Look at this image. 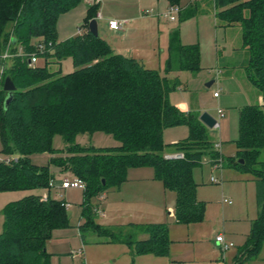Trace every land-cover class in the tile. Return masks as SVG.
I'll list each match as a JSON object with an SVG mask.
<instances>
[{
  "label": "trees",
  "instance_id": "1",
  "mask_svg": "<svg viewBox=\"0 0 264 264\" xmlns=\"http://www.w3.org/2000/svg\"><path fill=\"white\" fill-rule=\"evenodd\" d=\"M83 1L0 0V52L9 40L14 55L20 49L24 53L11 59L3 75V82L10 77L16 86L8 108V93L4 85L0 87L3 151L17 154L9 162L0 161V193L50 189L54 176L48 168L33 164L31 157L53 153L52 142L59 135L65 142L66 155L51 163L85 183L82 206L87 222L111 241L127 244L133 256H167L171 241L166 224L143 227L146 240L123 239L122 232L93 225L92 199L120 187L126 182L129 169L152 167L156 179L176 194V222H202L206 208L198 200L193 171L205 155L211 157L213 164L221 155L199 115L186 114L169 102L174 85L138 59L116 54L104 39L90 32L89 24L98 15V3L88 9L80 27L83 34L58 41L59 17ZM168 2L170 6H180L181 0ZM214 2L216 17L225 27L241 28L243 47L249 55L247 78L263 97L262 105H248L240 110L238 151L229 158V166L250 173L264 185V161L260 160L264 151V0ZM40 43L47 50L44 55L48 61L43 68L31 66L28 56L37 52ZM170 50V64L193 72L200 70L198 46L173 45ZM68 57L72 58L74 71L62 75L60 65ZM180 125L189 126L190 137L165 145L164 131ZM99 132L112 136L119 144L95 148L83 147L76 141L79 135ZM170 146L185 158L167 159L165 151ZM65 203L35 194L9 203L3 209L0 264H49L47 243L55 230L69 226ZM263 243L264 191L259 218L247 241L245 260L257 256Z\"/></svg>",
  "mask_w": 264,
  "mask_h": 264
},
{
  "label": "rangeland",
  "instance_id": "2",
  "mask_svg": "<svg viewBox=\"0 0 264 264\" xmlns=\"http://www.w3.org/2000/svg\"><path fill=\"white\" fill-rule=\"evenodd\" d=\"M94 1L96 0H84L76 8L59 17V42H65L70 39L71 37L69 38V34L71 32H76V34L79 32L78 27L83 25V21L88 15V6L94 3ZM214 1L215 0H181L180 9H182L183 12L181 11V14L176 15L175 22L162 18L163 26L160 33L157 31L156 25L150 28L141 25V30H138L137 33L132 36L131 40L133 41L130 43V47L134 46L137 50L142 52L145 58H147L148 62L146 64L149 69L159 72L162 77H165L169 83L175 86V89L169 96V102L173 106L186 114H191V112L196 115L199 113L201 115L203 113H208L220 125L219 130H209L211 137L213 138L214 136L218 144L221 145L223 143L222 151L221 148L219 149L224 156H227L225 157L226 162L223 164V168H217L213 164L211 157L205 155L201 164L196 166L193 171V179L197 184L198 200L202 202L206 208L204 220L192 224L189 228V234L186 230L187 228L176 225V217L172 215V211L169 210V206H176V194L170 190H166V194L163 197L164 206L161 210H158L159 216L163 215V221L160 224H166L168 226V232H172L169 237L172 235L176 241H179V244H177L179 253L187 255L186 253L191 249L193 255L196 256L197 264H211L216 260L219 261V264H226L229 255L235 252L236 249L241 248V250L244 251L245 244L241 245L235 240L228 241L227 235H229L230 232H236L235 237L239 241L243 235L241 230L245 226L250 225L251 230L253 229L255 222L259 218L262 191H264L263 184L258 181H249L251 177L250 173L236 170L233 165L229 166V155H232L235 151L236 142L238 140L236 137V135L238 136L237 112L231 109L229 113L227 112L228 109L225 111L226 117L224 119L219 118V104L213 96L215 90L217 92L219 91L216 82L219 76V70L226 75H230L228 79L239 86L242 78L246 81L243 72L237 70V68L235 69L240 56L239 50L243 44L242 31L239 28L222 27L223 22L215 16L216 9ZM108 9L112 12L116 10L113 6L108 7ZM146 11H154V15H150V17H157L159 14L167 13L168 8H166L165 11H157L154 7L148 8ZM97 22L99 37L108 41L109 37L107 36L109 35L105 33L106 24L99 18H97ZM143 37H146V40H143ZM0 41L3 43V38H1ZM7 43L6 48L8 49V47H10V49H12L13 44H10L9 40ZM173 45L175 47L178 45L198 46L201 52L200 70L198 72H193L180 68L175 63L173 65L170 64V49ZM38 61L39 63L36 65L38 67L43 68L47 65V57L45 55L38 56ZM223 65H225V67H223ZM73 68L72 58H66L63 60L61 66L62 75L73 72ZM222 80H224V78ZM211 83L212 85L208 87ZM221 87L223 88V97L230 94L231 91L225 83L221 82ZM236 92L237 90H232L233 94ZM233 97L236 99L238 95ZM230 102H235V100L233 101L232 98H230ZM183 106L185 108H182ZM193 109L195 111H192ZM224 122H226L225 136ZM165 131L163 140L165 145L168 146L181 143L190 137V128L188 125L168 128ZM76 141L83 147L92 146L95 148H110L119 144L112 136L100 132L94 135H79ZM172 147L173 146L168 147L166 152H174L175 150L172 149ZM52 148L54 151L53 153L32 155L31 159L33 164L39 168H48L50 173L55 177L54 180L57 179L61 181L65 177L73 178L71 173H61V170L51 163L52 159L62 158L66 155L64 152L65 142L61 136L57 135L54 137ZM16 157L17 154L4 153L0 137V161L15 159ZM260 160L264 161V151L261 154ZM134 171L135 172H131L130 175V184L125 186L123 191L126 193H124L125 196L135 199V207H133V211L130 209V213L124 214V216L119 218V221L115 222L112 215L109 217L108 210L109 200L112 198V195L117 194L115 188H111L108 192H105L104 195L100 196V198H94L91 201L95 223H100L103 227L106 226L107 223H134L131 226H126L125 229H116L117 232L121 230L123 239L128 238L133 241L136 240V235L142 232V228L147 225L145 223L149 221V219L146 218L148 214H150L151 205L149 201L151 199L152 189H154L151 181L143 179L144 173L147 170L137 169ZM140 171L143 172L140 173ZM212 180L216 182L213 183ZM31 194L41 196L51 195L60 200H65V202L70 205L68 207L69 226L63 229L68 232L69 237H76L78 239V247L76 250H72L71 255L68 256L64 255L66 254L65 251L59 249L56 251L57 255H55L52 261L55 264H73L74 260H72V257L79 252V248L81 247V239L78 236L79 231L77 230L76 223L79 221L80 209L83 208H81V206L85 199L84 190L81 188L64 190L61 187L58 190L51 187L50 189H37L32 191H13L6 194L8 197H12L8 204L19 201ZM224 199L232 201V205L222 204ZM158 211L156 212L158 213ZM102 214H105L107 217H103ZM129 214L132 215L130 216L132 219H126L128 218L126 216ZM3 224L4 216L3 211L0 209V233L3 231ZM237 226L238 230L233 231V227ZM218 233L225 235L226 240L232 242L235 247L223 253L221 247L216 242ZM84 238L86 239L85 250L87 252L85 256L89 264H124L126 261H131L130 264H138L137 260H135V262L132 261L131 256L123 251L126 249L124 246L115 244L108 245L104 243V241L107 240L104 236L85 232ZM70 242L74 244L73 239H71ZM57 247L59 248V246ZM241 254H243L242 251ZM77 257L75 263L82 264L84 260L78 255ZM140 257L141 258L137 257V259H143L142 257L144 256ZM115 258L116 262L113 260ZM185 258L188 259L187 257Z\"/></svg>",
  "mask_w": 264,
  "mask_h": 264
},
{
  "label": "crops",
  "instance_id": "3",
  "mask_svg": "<svg viewBox=\"0 0 264 264\" xmlns=\"http://www.w3.org/2000/svg\"><path fill=\"white\" fill-rule=\"evenodd\" d=\"M98 3L99 4V10H98V15H101V18H99L100 20H102L105 24H106V29H105V33L109 36V40H105L110 47L113 49V51L116 54H121L124 55L126 57H132V58H136L139 61H141L146 67H147V58H145L142 55V52L137 50L134 46L130 47V43L133 41L132 36L135 35V33H137V31L141 30V25L145 26L146 28H150L153 27L154 25H156L157 27V31L160 33L162 26H163V21L162 18L167 19L163 16V14H159L157 17H150V15H154V11L152 14H145V11L148 8H156L157 11H165L166 8L170 7V4L168 2V0H96L94 1V3ZM115 7V11H109L108 7ZM90 5L88 6L89 9ZM180 7V6H179ZM181 8V7H180ZM186 10V9H184ZM88 11V10H87ZM181 11L183 12L182 9H180V13ZM216 16V15H215ZM98 18V16H97ZM96 18V20H97ZM217 18V17H216ZM120 20V21H127V23L125 25L122 26V28L120 30H112L109 28V21L110 20ZM128 19V20H127ZM169 20V19H167ZM171 21V20H169ZM175 22V21H172ZM84 23V21H83ZM81 26L78 27V29H80ZM223 28H239L240 27H225L224 25H222ZM57 31H58V39H60V33H59V29H58V23H57ZM242 31V30H241ZM105 34V35H106ZM69 38H73L76 35H78V33L76 34V32H71L69 34ZM141 35V33H140ZM130 39V40H129ZM143 40H146V37H143ZM59 41V40H58ZM243 42V40H242ZM7 48H3V51L0 52V70L1 69H7L10 64H11V59H5L4 58V54L6 52ZM240 52V56H239V60L237 63V66L235 67V69L237 68V70H241L243 72V76L245 78L246 81H244V79L242 78L241 84L240 86L238 84H235L234 82H231V80L228 79V77L230 75H226L224 72H222L221 70H219V76L216 79L217 82V86H218V90H219V97H214L215 100L218 101L219 104V110H222L224 113V117H222V119H224L226 117V113L225 111L229 112L231 109L236 110L237 114V125H238V136L236 135L237 138H239V116H240V110L248 105H262L263 104V97L261 95V93L255 89L250 82L248 81L247 78V73L245 70V67L248 65V60H249V55L246 49H244L243 44L242 47L239 50ZM48 61V59H47ZM39 63V61H38ZM201 64V62H200ZM62 64L60 65L61 68ZM59 66H54L53 68H58ZM223 67H225V65H223ZM231 67V66H228ZM227 67V68H228ZM148 68V67H147ZM74 69V68H73ZM224 78V80H222ZM221 82L225 83L229 90L231 91L230 94L225 95L224 97L222 96V92H223V88L221 87ZM213 83V82H212ZM249 84V85H248ZM212 85V84H211ZM210 87V86H208ZM245 88V89H243ZM232 90H237V92L235 94L232 93ZM214 92H217L216 90ZM256 92V93H255ZM235 95H238V97L235 99ZM230 98H232V100L235 102H230ZM182 108H185L184 106ZM192 111H195L194 109ZM192 113V112H191ZM230 113V112H229ZM199 118L201 116V114L199 113ZM235 122V121H234ZM224 136L226 135V122H224ZM219 130V129H217ZM166 132V131H165ZM215 132V131H214ZM212 140L214 141L215 145H217V141L215 140L214 136L212 138ZM118 145V144H117ZM222 147H223V143L221 144V151H222ZM172 149H174L172 147ZM221 151H219L220 155L222 156L223 159H225L224 156ZM238 149L235 147V151L233 152L232 155H229L231 158L236 156ZM177 151L175 150L174 152H166V155L169 154H176ZM228 156V157H229ZM229 157V158H230ZM147 170L144 174V180H149L151 181V183L154 186V189H152L151 192V199L149 201L150 205H151V209H150V214H148L146 219H149V221L145 224L147 225H157L160 224L163 220L162 217L163 215L159 216V211L161 210V208H163L164 203H163V197L166 194V188L164 187L162 181L156 179L155 177V170L152 167H142V168H132L129 169L128 174H127V180L126 182H124L120 187L115 188L117 191V194L112 195V198L109 200L108 203V210H109V217L112 215V218L114 219L115 222L119 221L118 219L121 218L122 216H124V214H128L131 212V210L133 211V207H135V199L130 198L129 196H125L124 195V189L125 186H128L130 184L131 181V172H135L134 170ZM151 170V171H150ZM143 171H140V173H142ZM64 173V172H61ZM67 174V173H65ZM137 174V171H136ZM147 176V177H145ZM67 178V177H65ZM63 178V179H65ZM55 179V177H54ZM52 180V184L51 187L52 188H56V189H60V185L61 182L63 181V179L60 180ZM256 181L257 180L251 175L250 180L249 181ZM162 184V185H160ZM161 186V187H160ZM163 186V187H162ZM163 188V189H162ZM111 189V188H110ZM109 189V190H110ZM68 190V189H67ZM105 192H108L105 191ZM102 193L99 196H97L96 198H100V196L105 194ZM10 192H1L0 193V209L3 211V208L8 205V202L11 201L12 197H8L6 194H8ZM126 194V193H125ZM155 194V195H154ZM50 197H52L51 195H49ZM44 198H47L48 196H42ZM155 197V198H154ZM55 199L60 200L59 198L56 197H52ZM4 201V202H3ZM60 201H64L65 200H60ZM67 203V202H66ZM176 204V203H175ZM223 204V201H222ZM227 205V204H224ZM83 206H81L82 208ZM131 209V210H130ZM81 211L80 216H79V221L78 223H76L77 225V230L78 232V236L81 239V247L79 248L83 253L77 254L78 256H80V258H82L84 261L82 264H89L86 258V250H85V238H84V233L88 232L91 234H99L100 231L96 230L94 227H92L90 225V223L87 222L86 217L83 215V208L80 209ZM169 210H171L172 215H175V206H169ZM158 211V213L156 212ZM103 217H107L105 214H102ZM131 214H129L128 218L126 219H132ZM94 218V217H93ZM111 218V219H112ZM125 219V218H124ZM145 221V220H144ZM176 221V220H175ZM95 222V221H94ZM71 224V223H70ZM87 224V225H86ZM134 223H107L106 226L103 227V225H101L100 223H93V225L95 226H99L102 229H108V230H116L118 228H123L125 229L126 226H131ZM144 226V227H147ZM176 225L178 226H183L184 228H187V232L188 234L190 233V225H181L176 223ZM236 226V225H235ZM120 230V229H119ZM238 230V226L237 227H233V231ZM251 226H245L241 232L243 233V235L241 236L240 240L238 241L237 238L235 237V233L230 232L229 235H227V240L229 241H237L238 243L245 244L246 246H244V251L241 250V248L236 249L235 252H232L229 257H228V262L226 264H264V243L262 245V248L260 250V253L253 257L250 258L248 260H245L246 255V248H247V241L249 238V235L251 233ZM118 232H121L118 231ZM171 232V231H170ZM169 233L172 234V232ZM102 236V234H99ZM218 235H220L218 233ZM52 239L47 243V252L50 255L49 257V264H55L52 260H54L55 255H57V252L59 249H62L61 251H65L66 254L64 255H71V251L72 250H76L78 247V239L76 237H69L68 232L65 229H58L55 230L53 232L52 235ZM106 237V236H104ZM189 237V235H188ZM107 240L104 241V243L106 244H115V245H122L124 246L126 249L123 250L125 253H128L127 255H130L132 258V261L135 262V260L138 261V264H197L196 263V256L193 255V251H191V249L189 250L188 253H186L187 255H183L179 253V248L178 245L179 241H176L175 238L169 237L170 241H171V245H170V250H169V254L167 256H157L154 254H147V255H140V256H144L142 257L143 259H137L141 258L140 256H133L130 247L127 244L121 243V242H113L111 241L108 237H106ZM73 239V243L72 244L70 242V240ZM137 241H143L148 239V235L144 232V230H142V232H139L138 235H136L135 238ZM103 242V241H102ZM126 245V246H125ZM59 246V248L57 247ZM235 247V246H234ZM233 247V248H234ZM79 250V251H80ZM241 251L243 252V254H241ZM77 255L75 257H72L74 260L73 264L75 263V260L77 257ZM85 256V257H84ZM155 256V257H152ZM185 257H187L188 259H186ZM154 258V259H151ZM116 262V258L113 259ZM211 260V259H210ZM209 260V261H210ZM194 262V263H193ZM131 261H126L124 264H130ZM63 264V263H61ZM211 264H219V261H213Z\"/></svg>",
  "mask_w": 264,
  "mask_h": 264
},
{
  "label": "built area",
  "instance_id": "4",
  "mask_svg": "<svg viewBox=\"0 0 264 264\" xmlns=\"http://www.w3.org/2000/svg\"><path fill=\"white\" fill-rule=\"evenodd\" d=\"M92 4H96L95 3H92ZM153 11H146L145 14H152ZM180 13V7L179 6H170L168 8V11L167 13H164L163 16L171 21H176V15ZM98 18H101V15H97ZM127 23V21L123 20V21H118V20H110L109 21V28L112 29V30H120L122 28L123 25H125ZM84 30L83 29H79V32L78 34H83ZM37 52H33L31 54H29V64L31 66H36L38 64V56L40 55H44L47 50H46V45L44 43H40L38 44L37 46ZM19 56H23L24 53H23V50L20 49L19 53L17 54ZM17 55H14L12 53V49H10V47H8V49L6 50L5 54H4V58L5 59H12L13 57L17 56ZM4 72H5V69H1L0 70V87L4 85V82H3V75H4ZM214 97H219V91L218 92H215L214 93ZM219 114V118H222L224 117V113L222 110H219L218 112ZM220 125L219 123L217 122L216 125H215V128L214 129H219ZM221 148V145L220 144H217L215 145V149L219 152V149ZM167 159H177V160H181V159H184L185 156L184 154L182 153H176V154H169L166 156ZM6 162H9V160H6ZM223 158L220 157L217 161H215L214 165L217 167V168H223ZM213 183H215L216 181L215 180H212ZM60 187L64 190H67V189H78V188H81L83 190H85L86 188V185L85 183L76 178V177H73V178H65L63 179V181L61 182V185ZM223 204H227V205H232V201L230 200H227V199H224L223 200ZM65 206L66 208L68 209V207L70 205H68L67 203H65ZM216 242L217 244L221 247V250L223 253L227 252L228 250H230L231 248H233L235 245L232 243V242H228L226 240V237L225 235L223 234H220L216 237ZM83 252L80 250L77 254H82ZM77 254H74L73 257H75Z\"/></svg>",
  "mask_w": 264,
  "mask_h": 264
},
{
  "label": "water",
  "instance_id": "5",
  "mask_svg": "<svg viewBox=\"0 0 264 264\" xmlns=\"http://www.w3.org/2000/svg\"><path fill=\"white\" fill-rule=\"evenodd\" d=\"M89 30L90 32L95 36L98 37L99 36V32H98V22L96 19L92 20L89 24ZM13 43H15V39L13 40ZM212 84V83H211ZM208 85V86H211ZM4 91H6L8 93V97L7 100L5 102V107L8 108L12 99H13V93L16 91V86L13 82V80L10 77H7L5 79L4 82ZM200 121L208 128V129H214L215 125L217 123V121L210 116L208 113H203L200 116ZM243 161H241L242 163Z\"/></svg>",
  "mask_w": 264,
  "mask_h": 264
}]
</instances>
